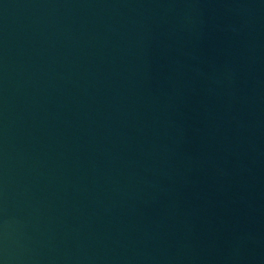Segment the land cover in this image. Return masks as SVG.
<instances>
[{
  "label": "water",
  "instance_id": "obj_1",
  "mask_svg": "<svg viewBox=\"0 0 264 264\" xmlns=\"http://www.w3.org/2000/svg\"><path fill=\"white\" fill-rule=\"evenodd\" d=\"M0 264H264V0H0Z\"/></svg>",
  "mask_w": 264,
  "mask_h": 264
}]
</instances>
